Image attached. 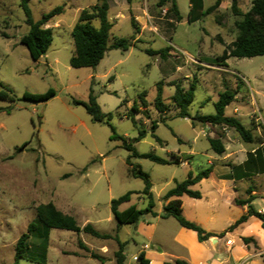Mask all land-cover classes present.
I'll use <instances>...</instances> for the list:
<instances>
[{
	"label": "rangeland",
	"instance_id": "rangeland-1",
	"mask_svg": "<svg viewBox=\"0 0 264 264\" xmlns=\"http://www.w3.org/2000/svg\"><path fill=\"white\" fill-rule=\"evenodd\" d=\"M159 1L108 0V18L113 24L110 41L126 37L133 45L125 52H107L96 68H74L70 65L74 51L72 29L81 11L98 0H31L29 7L35 21L59 6L64 8L62 14L47 23L46 27L53 31V42L38 60L20 43L30 31L20 0H0V90L5 87L15 95L13 102L0 99V264L14 263L17 241L28 233L31 223L41 227L37 208L48 203L73 216L81 228L90 223L109 238L51 229L47 241L30 236L29 251L19 264H39L43 249L47 252L45 264H118L115 254L120 243L124 245L123 264H141L142 251L151 264H162L156 253L164 252L163 264L179 259L175 255L187 256V250L178 244L182 227L173 217L160 216L168 202L167 192L190 173L196 175L209 167L219 176L229 172L238 175L241 168L234 164L241 161L240 156L264 142V56L231 57L227 67L213 64V59L222 55L238 35L236 24L242 16L235 15L232 0H222L217 9L194 23L189 22L191 0H177L182 16L179 22L169 11L170 4L161 7ZM215 2L197 0L196 14ZM251 2L238 0L242 14L250 10ZM165 49L164 55L147 52ZM193 80L196 90L189 108L191 117L215 114L219 94L226 89L237 90L225 114L251 130L253 143L244 142L233 128L175 117L178 109L172 97L176 86L171 84L177 82L187 89ZM159 83H163L168 107L163 114L155 108ZM51 88L56 95L48 101L23 99L25 92L43 94ZM91 91L106 115L103 123L93 122L85 107L74 103L88 102ZM144 91L147 104L143 106ZM135 104L140 108L135 113L136 125L128 117ZM143 130L146 135L139 139ZM115 134L126 138L127 143L131 141L139 154L182 159L180 165L157 164L141 157L131 159L150 176L153 210L157 214L146 215L134 225L118 226L111 209L113 199L129 192L130 200L120 205V211L132 205L138 209L148 206L142 193L144 182L129 172L127 159L131 153L123 147L122 140L114 138ZM210 138L223 141L224 154L211 150ZM257 173L253 179L240 180L236 184L239 193L233 196L246 200L249 195L245 188L251 187L256 196L255 209H261L264 162ZM221 188L204 180L192 187L202 198L181 197L185 218L203 227L197 222L201 220L217 235L213 237L217 239L213 250L210 244L196 249L198 259L212 253L213 264H238L247 247L264 254V233L259 232L260 228L252 225L247 232L260 238L263 247L255 240L246 244L230 229L239 207L232 204L230 184L226 181ZM212 209L211 224L206 220ZM222 233L225 235L220 236ZM227 239L235 244L232 252L226 249ZM220 253L223 259L218 257ZM233 257L240 259L233 261ZM248 264L264 262L257 257Z\"/></svg>",
	"mask_w": 264,
	"mask_h": 264
},
{
	"label": "trees",
	"instance_id": "trees-1",
	"mask_svg": "<svg viewBox=\"0 0 264 264\" xmlns=\"http://www.w3.org/2000/svg\"><path fill=\"white\" fill-rule=\"evenodd\" d=\"M30 1L31 0H20V6L26 15V23L30 27L29 33L20 39V43L26 46L30 56L34 60H38L46 54L53 42V31L51 28L46 27V25L52 18L62 14L64 8L63 6H59L49 13L44 14L40 20L35 21L32 17L29 7ZM127 1L132 2L133 0ZM191 2L192 7L189 12V22L194 23L200 20V16L208 15L217 9L221 5L222 0H216L212 7L200 13V15L196 14L197 0H191ZM159 4L161 7L170 4L169 11L175 15V18L178 22L182 20L177 0H160ZM232 8L235 15L242 16V20L236 24L238 29L236 40L223 51L222 55L213 59V64L218 66L227 67V61L231 57L252 58L264 56V0H252L250 10L244 14H242L238 8V0H232ZM109 9L110 5L108 0H98L95 5L81 11L78 21L74 25L71 33L74 42V51L70 59V65L72 67L96 68L104 59L107 52L114 49L125 52L133 45L131 39L126 37H114L113 41H110L113 24L108 18ZM95 22H98V25H95ZM132 24L137 28L135 21H132ZM167 50L168 49L160 51L147 50V52L151 55H164ZM171 85L176 86L175 93L172 97L173 103L178 109V113L175 116L176 118H194L195 120L210 123L211 125H222L228 128H233L240 135L244 142H254V136L250 129H247L239 119L227 116L225 114L226 108L235 101L238 93L237 90L226 89L219 94L218 100L214 104L216 110L215 114L191 117L189 108L195 98L196 81L193 80L187 89L177 82H173ZM55 95V90L51 88L43 94H31L25 92L23 99L39 103L48 101ZM145 96L146 92L144 91L141 95L143 106L147 104L144 98ZM0 99L13 102L15 101V95L10 89L2 87L0 90ZM74 103L84 106L87 113L91 116L93 122H104L106 115L101 111V108L97 102V97L94 95L93 91H91L89 94L88 102L75 101ZM155 108L162 114L168 109L163 98V83H159L157 85ZM139 111L140 108L137 104H135L128 114V117L135 125L137 123L135 119V113ZM153 128H156V125H154ZM145 135L146 131H141L139 139L144 138ZM114 138L122 140L123 147L131 153L127 159V165L130 168L129 172L132 176L140 178L144 182V189L142 193L148 199L147 208L138 209L136 206L132 205L124 211H120L119 207L121 204L130 200L132 192H129L118 199L112 200L111 209L114 218L118 222V226L134 225L140 222L146 215H152L155 217L157 214L153 210L154 200L150 176L144 172L139 165H134L131 159L133 157L147 158L157 164L162 165H180L182 164V159L179 156L172 157L171 160H168L151 153L139 154L131 141L127 143L126 138L117 136L116 134L114 135ZM158 141H160V139H158ZM209 144L211 150L218 155H222L226 151V147L220 138H210ZM247 163H250V159L247 161ZM212 170V167H209L200 171L196 175L190 173L186 180L177 183L175 187L169 190L165 195V199L168 200V202L164 206V217H173L181 227L196 232L200 242L208 241L210 238L217 235L208 232L197 223L185 218L183 215L181 197L186 195L191 198L200 199L201 193L199 191L193 190L192 187L199 184L204 179H207L210 176ZM244 177V175L237 176L239 179ZM247 193L249 195L248 199L236 200L238 205L248 206L247 213L242 215L233 225H231L230 229H235L248 222L251 217H255L260 220L262 228L264 229V213L257 211L252 205V202L255 199V197L252 195V189H249ZM36 216L37 221L39 224H41V227L38 229L34 223H31L28 226V233L21 235L16 244L15 261L13 264H19L20 259H23L26 253L29 251V238L31 235L43 237L47 241L49 237V230L51 229L69 230L73 232L84 231L85 233L97 238H109V235L101 234L95 230L90 223L81 228L73 216L64 214L52 203L40 205L37 208ZM223 235H225V233H222L220 236ZM253 240V238H243V241L246 244ZM46 253V249H43L39 264L46 263ZM94 256L95 258H98L97 255ZM115 257L118 264H123L125 256L124 245L122 243H120V248L115 254ZM262 258L264 262V254L262 255ZM139 260L141 264H150V260L146 258L144 251L139 254ZM164 264L190 263L183 259H176Z\"/></svg>",
	"mask_w": 264,
	"mask_h": 264
},
{
	"label": "crops",
	"instance_id": "crops-1",
	"mask_svg": "<svg viewBox=\"0 0 264 264\" xmlns=\"http://www.w3.org/2000/svg\"><path fill=\"white\" fill-rule=\"evenodd\" d=\"M226 158L228 159L231 157H226ZM249 159H250V163L248 164L247 161ZM240 160L241 161L239 163L234 164V166L236 165V166H239L241 168V172H239L238 175H234L232 172H229V173H226L224 176H219L218 171L213 169L210 176L207 179H204L207 181H211L212 186L215 185L216 189H218V190L223 189V188H221V185L223 187V184L226 181H227V183L230 184V188H231V190H233L232 200H231L232 204L239 207V212L237 214V218L233 220L234 222L231 225H233L242 215L246 214L247 210H248L247 205H238L236 203V200L239 199L238 196H236V197L233 196L236 192L239 193V190L236 189V186H237L236 184L240 180L243 179V178L239 179V178H237V176H243L244 175L245 176L244 178H251V179H253L255 176H258L257 172L260 170L262 162H264V142H262L260 144V146L257 147L256 149H250L247 154H245V153L242 154V156H240ZM203 181H201L199 184H201ZM249 189H252V188L251 187L245 188L246 191H248ZM252 195L254 197H256L255 194L253 193V190H252ZM201 198H202V194H201ZM254 200L252 202L253 206H254ZM256 210L264 213V207L261 209H256ZM162 213H164V212H161L160 216L164 217V214H162ZM206 221H210L211 224L213 223V209L208 213V217H207ZM252 221H253V224H251ZM197 222H199L205 228V230H207L208 232L214 233L213 228L206 226L207 224L205 225L204 222H202L201 220L197 219ZM252 225H255L258 228H260L259 232L264 233V229L262 228L261 221L258 220L257 218L253 219L252 217L248 220V222L240 225L239 227L235 228L233 231L237 232V234L242 239L243 238H253L259 244V246L263 247L260 238H258L256 235H253V233L247 232L248 227H251ZM213 239L214 238L212 237L208 241L200 242L198 240L196 232H194L192 230L185 229L182 227V231L180 232L178 244L181 245L182 248L187 250V256H181V255H175V254L174 255H175V257H177L179 259H183V260L188 261L190 264H213V262H211L212 261L211 258L213 255L212 253L207 254V256H205V258L203 260H199L198 259L199 254H198V251L196 250L198 248H202L203 244H210V246L212 247L211 249L213 250ZM177 240H178V238H177ZM234 245H232L231 247H227L225 244L226 249L229 252H232ZM245 247H247V246L245 245ZM247 248H248V251H246V252L244 251L246 254L245 257L243 259L239 260L238 264H248L249 261H251L252 259L257 258V257H259V259L261 261H263V258H262L263 252L257 253L252 247H250V248L247 247ZM207 252H209V251H207ZM145 255H146V258L149 259V257H147L146 252H145ZM154 255H156L157 260H159V262L163 264V262L165 260L164 252L163 253H156ZM169 255H173V254H169ZM218 257L219 258L222 257V259L224 258L222 253H220ZM235 259H240V258H237V257L234 258L233 257V261H236ZM149 260H150V264H151V259H149ZM216 264H220V263H216Z\"/></svg>",
	"mask_w": 264,
	"mask_h": 264
},
{
	"label": "built area",
	"instance_id": "built-area-1",
	"mask_svg": "<svg viewBox=\"0 0 264 264\" xmlns=\"http://www.w3.org/2000/svg\"><path fill=\"white\" fill-rule=\"evenodd\" d=\"M232 243H233V241H232V240H227V241H226V245H227V246H231V245H232Z\"/></svg>",
	"mask_w": 264,
	"mask_h": 264
},
{
	"label": "water",
	"instance_id": "water-1",
	"mask_svg": "<svg viewBox=\"0 0 264 264\" xmlns=\"http://www.w3.org/2000/svg\"><path fill=\"white\" fill-rule=\"evenodd\" d=\"M162 214H164V213H162ZM217 241V239H213V242L215 243Z\"/></svg>",
	"mask_w": 264,
	"mask_h": 264
}]
</instances>
